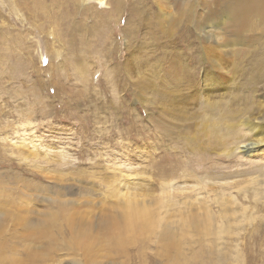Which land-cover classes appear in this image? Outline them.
<instances>
[{
    "label": "rangeland",
    "instance_id": "obj_1",
    "mask_svg": "<svg viewBox=\"0 0 264 264\" xmlns=\"http://www.w3.org/2000/svg\"><path fill=\"white\" fill-rule=\"evenodd\" d=\"M121 1L0 0V264H264V22L224 52L188 0Z\"/></svg>",
    "mask_w": 264,
    "mask_h": 264
},
{
    "label": "bare ground",
    "instance_id": "obj_2",
    "mask_svg": "<svg viewBox=\"0 0 264 264\" xmlns=\"http://www.w3.org/2000/svg\"><path fill=\"white\" fill-rule=\"evenodd\" d=\"M139 1L142 2L144 0H139ZM133 3L130 2L131 9L128 10L130 12L128 17L131 16V18L128 19L129 22L131 21V19H134V18L144 19L145 17L143 18V15L146 14V9H144L143 5L141 6L140 3H137V4H133ZM186 4H188L189 7L187 9L184 8V12H185L184 14L186 15L184 19L189 20V18H191L192 21L194 22V27H195L196 32H198V34H202V37H205L207 40L211 39V41L216 42V44L219 47L221 46L220 48H222L221 49L222 51L227 52L228 50H232V51H235L236 53H239L238 51L242 49V48L240 49L238 48L240 45L243 47L245 46L253 47V45L256 44L258 40L257 39L258 35L248 36L249 35L248 33L251 34V32H254L253 28L258 27L261 23L264 22V0H188L186 1ZM122 5H123V2L121 0H114L113 10L116 15L119 14V12L121 13V11L123 10ZM127 25H130V23H128ZM131 25L132 27L134 26L133 23ZM132 27H129V28H132ZM136 27L137 26H135V28ZM130 31L131 30H129V32ZM169 31H171V29L165 30V33L167 32L168 34ZM205 47L208 50L211 49L209 45ZM256 48H254L253 50H256ZM258 50H260V48ZM263 50L262 52H264ZM258 52H261V51H258ZM262 54H263V57L261 58V61L259 62L261 66L260 67L258 66L260 70H257L255 68L258 71V74H256V77H259L260 75L264 74V53ZM256 61L258 62V60ZM172 62H175V61H172ZM177 63H179L178 60H177ZM253 64L255 65V63ZM188 71L189 70L185 69L182 72L180 71L176 73L178 77L181 78L178 85L182 84V86H185V90L183 87H182L183 89L181 88L182 90L185 91V93H187L186 91L188 92L190 91L188 90L190 85L195 84L193 83L194 81L193 78L196 73L192 71L191 72L192 76H190ZM182 73L184 74L183 76L181 75ZM204 78L205 79L208 78V83H207L208 88L207 89H213V87L216 86L215 85L216 83L218 85L220 84L219 82H216L214 75L208 71L206 72V77ZM182 90H179V91H182ZM167 96H170V94H167ZM247 122L249 123L248 126L249 127L251 126V128L253 129V132L255 133V138H251L252 139L251 142L245 145L244 150H247V152L249 153L262 152L261 150L264 149V106L263 108L259 109V113L257 116L250 117V115L248 114L246 123ZM248 140L249 139H247V141ZM125 212L126 213L124 217V225L122 227L124 234H125V230L129 233V235L131 234V232L132 234H134L135 231L136 232L140 231L139 228L141 227L142 229L147 228V226H145L147 223L151 224L152 217H153L152 212H150L149 209H147L145 206L138 204L133 200H129L127 202V210Z\"/></svg>",
    "mask_w": 264,
    "mask_h": 264
}]
</instances>
